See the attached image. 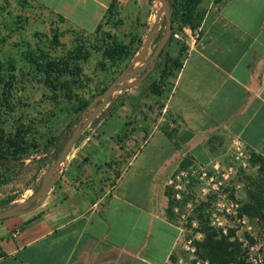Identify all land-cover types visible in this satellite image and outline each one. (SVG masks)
Listing matches in <instances>:
<instances>
[{
    "label": "crops",
    "instance_id": "obj_1",
    "mask_svg": "<svg viewBox=\"0 0 264 264\" xmlns=\"http://www.w3.org/2000/svg\"><path fill=\"white\" fill-rule=\"evenodd\" d=\"M25 1L84 33L111 3ZM199 9L200 26L166 48L180 67L162 94L149 91L153 70L113 93L42 204L0 221V264H168L180 237L168 176L183 160L206 168L226 159L233 138L250 151L247 165L264 161V0H202ZM107 118L118 122L107 127Z\"/></svg>",
    "mask_w": 264,
    "mask_h": 264
},
{
    "label": "rangeland",
    "instance_id": "obj_2",
    "mask_svg": "<svg viewBox=\"0 0 264 264\" xmlns=\"http://www.w3.org/2000/svg\"><path fill=\"white\" fill-rule=\"evenodd\" d=\"M18 1L0 0V39L5 40L0 43V65L2 64L4 68L0 71V76H16L13 83L12 98V102H15L16 105L13 106L12 111L8 109L2 111L0 124L10 131L17 124V120L22 119L28 124L33 121V128L41 136V145L49 134L56 136L58 142L61 143L69 133L67 125L77 118V114L72 110V107L76 105V100L73 98L68 101L61 94L53 99L49 89L33 78V73L30 75L25 74L27 71L29 73L30 70L21 56V51L26 46L33 50L42 49L48 52L50 56H63L67 51L80 44H85L88 49L94 43L95 36L92 33L74 31L63 26L59 28V44L56 46V50L52 51L49 46L51 34L53 29L56 28L54 16L37 4L26 1V4L22 7ZM115 20H119L121 24L104 25L99 33L110 31L126 43L130 38L136 37L140 38L143 44L150 37L152 31H155L154 40L149 46L150 53L147 55L149 57L157 35L164 30L163 13L159 0H123L119 4ZM16 44L19 46H15ZM100 60V54L90 51L89 58L82 64V81L86 84L83 90H76L80 97L87 99L98 89L110 84L129 63L123 61L111 65L109 61H106L104 62L105 67L101 68L98 66ZM9 62H13L17 66L16 71H10ZM152 75L157 79V72ZM111 120L107 118V127L118 122L117 119L113 123ZM230 145L231 142L227 146L226 159L214 160V162H218V174L213 173V169L209 168L206 175L202 176L195 169V172H192L193 169L188 164L184 167L180 166L176 172L174 171L175 174L181 171L187 173L185 176H180L179 182L174 180L173 185L170 186L166 182V190L174 203L171 216L177 221L180 231L178 245L172 254L173 258L170 259L168 264H194L196 257L193 252L192 241L202 237V235L195 234L192 231L197 226L194 219V209L201 203L204 204L205 213L210 215V221L215 223L214 225H217L216 221H220L225 229L228 227L235 228L236 234L240 238H242L244 232L253 236L255 246L251 249V261L254 264L259 263V259L264 262V232H262V226L256 220L236 218L238 206L237 208L231 207V202H236L238 205L240 201L245 200L249 179L258 178L260 173L258 168L251 165L243 166L240 162L235 161L231 155ZM54 149L46 156L41 168L35 162L30 163V161L44 157L45 155L42 152L34 154L21 162L22 168L16 170L11 176V181L1 188L9 194L15 193L17 195V199L6 207L22 203L33 195L43 173L52 163ZM211 174L214 178L213 181H210ZM220 174H223L224 177H221ZM217 182H220V185ZM176 184L180 185V189L174 187ZM177 194L179 198H176ZM230 195H233V197ZM225 208L230 210L229 215H224L223 209Z\"/></svg>",
    "mask_w": 264,
    "mask_h": 264
},
{
    "label": "trees",
    "instance_id": "obj_3",
    "mask_svg": "<svg viewBox=\"0 0 264 264\" xmlns=\"http://www.w3.org/2000/svg\"><path fill=\"white\" fill-rule=\"evenodd\" d=\"M201 1L202 0H168L170 5L172 33L155 63L152 73L157 72L158 77L149 84V91L151 93L161 95L168 85V78L173 76L174 70L180 67V58L170 57L166 52V47L172 41H176L172 38L174 32H179L181 35H184V28L196 30L200 26L203 19V14L199 9ZM18 3L23 7L26 1L19 0ZM117 11L118 0H111L102 21L92 32L95 36L94 43L88 47V49L85 44H80L72 50L67 51L63 56H50L48 52L42 49L33 50L26 46L24 50L21 51V56L30 70L29 73L27 71L25 74L30 75L33 73V78L49 89L53 99H56L58 94L63 95L68 101L75 98L76 105L72 107V110L77 114V118L67 125L69 133L63 142L59 143L56 136L49 134L45 137V142L42 145L40 143L41 136L33 128V121L28 124L22 121V119L17 120V124L10 131H8L4 125L0 124V209L8 206L17 199L15 193L9 194L1 188L11 181V176L16 170L22 168L21 162L34 154H40V152H42L45 155L44 157H40L35 161H30V163L35 162V164L39 165L41 168L46 160V156L55 148L52 152L53 163L68 139L73 129L72 127L77 124L80 114L86 108L89 101L97 94L103 92L109 85L107 84L101 89H98L87 99L78 95L76 90H83L86 84L82 81V64L89 58L90 51L100 54L101 60L98 62V66L104 68V62L106 61H109L111 65L123 61L129 62L142 45L140 38L132 37L126 43L110 31L99 33L104 25L121 24L119 20H115ZM60 21H63L61 17H58V20L54 21L56 23V28L53 29L51 34L49 46L52 51H55L56 46L59 44ZM162 33L163 30L157 35L153 49ZM4 41V39H0V43ZM15 46L19 45L16 44ZM8 65L10 71L17 70V66L13 62H9ZM3 69L1 64L0 71ZM15 78V75H8V77L0 76V118L3 114L2 111H5V109L12 111L13 106L16 105L15 102H12L13 83ZM95 122L96 120L91 124ZM249 161L252 165L256 163L259 164L258 172L260 176L256 179H249L246 198L239 202L236 218L240 220L243 218L256 220V222L262 226L261 229L262 232H264V161L261 158L253 156ZM188 163L187 160H183L181 167L188 165ZM167 194L169 196V192H167ZM230 196L233 197V195ZM172 200L173 199L169 196L168 215H172V207L174 204ZM194 215L197 226L194 227L192 231L195 234L198 233L202 235L200 239H193L192 241L193 252L196 257L194 264H254L250 257L251 249L255 246V238L253 236L244 232L242 238H240L236 234V229L233 227H228L225 231H223L222 228L216 227L211 223L210 215L205 213L203 203L194 209ZM1 255L0 253V256ZM258 262L259 263L255 264H264L260 259Z\"/></svg>",
    "mask_w": 264,
    "mask_h": 264
},
{
    "label": "water",
    "instance_id": "obj_4",
    "mask_svg": "<svg viewBox=\"0 0 264 264\" xmlns=\"http://www.w3.org/2000/svg\"><path fill=\"white\" fill-rule=\"evenodd\" d=\"M159 3L163 13L165 25L163 33L149 57L146 58V55L148 54L150 43L154 40V30L152 31L150 37L141 45L136 55L129 61L125 69L117 77H115V79L103 92L97 94L89 101L86 108L80 114L77 124L72 129L60 153L43 173L40 185L36 192L22 203L0 209V221L26 212H31L38 208L45 200L51 187L57 180L60 168L65 162L73 145L80 135L85 131L88 125L91 124L97 117L99 111L106 103L107 99L115 92L138 85L144 79V77H146V75L154 69L155 63L164 46L169 41L172 33L169 2L168 0H159ZM137 64H142V66L140 68H134V66ZM139 72H143V74L136 81L132 83L129 82V80Z\"/></svg>",
    "mask_w": 264,
    "mask_h": 264
},
{
    "label": "built area",
    "instance_id": "obj_5",
    "mask_svg": "<svg viewBox=\"0 0 264 264\" xmlns=\"http://www.w3.org/2000/svg\"><path fill=\"white\" fill-rule=\"evenodd\" d=\"M184 30H186V28H184L183 31ZM172 38L174 40L179 41V40H181L182 35L179 32H174L172 34ZM162 111H164V110H162ZM230 146H231V155L234 158V160L240 162L243 166L247 165V160H248V158L250 156V151L242 144V142L239 139H237V138H233L231 140V145ZM189 166H190V168L193 169L192 172H195V170H197L198 173H201L202 176L206 175V172H207V170H209V168L213 169V173L218 174V162H214L213 161V163L210 166L206 167V168L205 167H200V166L197 167V168L196 167L193 168L192 165H189ZM186 174L187 173L183 172V171H181L179 173H176V174L173 172V173H171L168 176V179H167L166 182H167V184L169 186L173 185L174 180H177V182H179L180 176H185ZM220 175H221V177H224L223 174H220ZM212 176L213 175L211 174L210 181H213V179H214ZM217 184L220 185V182H217ZM174 187L180 189V185H178V184L174 185ZM176 198H179L178 194L176 195ZM237 206L238 205H237L236 202L235 203L231 202V207L237 208ZM223 210H224V215H229L230 214V210L228 208H225ZM212 224L214 225L215 223L212 222ZM216 224H217V225H215L216 227L222 228L223 231H225V228L221 225L220 221H216Z\"/></svg>",
    "mask_w": 264,
    "mask_h": 264
}]
</instances>
